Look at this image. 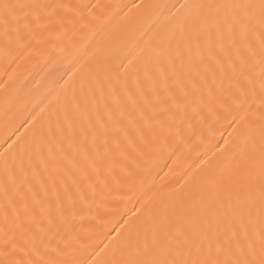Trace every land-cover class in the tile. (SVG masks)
<instances>
[{"label":"snow or ice","instance_id":"snow-or-ice-1","mask_svg":"<svg viewBox=\"0 0 264 264\" xmlns=\"http://www.w3.org/2000/svg\"><path fill=\"white\" fill-rule=\"evenodd\" d=\"M87 7L0 0V42L10 46L54 16L71 22ZM180 9L135 59L94 56L62 101L5 137L0 264H89L43 258L37 218L51 209L49 192L57 201L61 188L70 200L73 187L95 192L115 174L117 154L127 159L125 143L135 149L146 133H178L205 113L233 126L226 162L187 192L141 205L91 264H264V0H185Z\"/></svg>","mask_w":264,"mask_h":264},{"label":"bare ground","instance_id":"bare-ground-1","mask_svg":"<svg viewBox=\"0 0 264 264\" xmlns=\"http://www.w3.org/2000/svg\"><path fill=\"white\" fill-rule=\"evenodd\" d=\"M40 2L88 7L80 15L73 14L71 22L67 17L54 16L10 46L0 42V150L5 137L25 117L46 115L70 93L94 56L103 52L119 59L126 55L135 59L144 46L142 40L163 35L175 25L185 0ZM205 117V121L200 117L186 121L178 133H146L144 141L136 140L135 149L125 143L127 159L117 154L115 174L101 180L95 192L86 187L81 194L73 187L70 200L61 188L59 201L55 193L49 192L51 209L37 218L43 226L39 235L47 245L40 248L43 258L56 262L75 257L91 264L108 251L103 245L117 232L126 231L121 221L135 220L141 205L158 203L176 190L187 192L193 178L204 177L226 162L232 145L225 142L234 140L233 126L223 120L217 122L209 113ZM3 224L0 191V249ZM32 231H36L34 225ZM97 246L99 255L89 257Z\"/></svg>","mask_w":264,"mask_h":264}]
</instances>
